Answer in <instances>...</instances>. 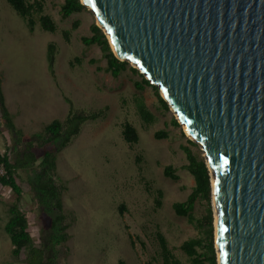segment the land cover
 <instances>
[{
	"label": "rangeland",
	"instance_id": "374dc122",
	"mask_svg": "<svg viewBox=\"0 0 264 264\" xmlns=\"http://www.w3.org/2000/svg\"><path fill=\"white\" fill-rule=\"evenodd\" d=\"M62 2H44L43 14L57 26L56 32L50 33L41 29L38 15L33 17L35 25L30 32L25 19L0 0L1 91L15 127L31 136L53 120H64L69 112L103 111L101 118L86 121L56 157V182L67 188L62 193V208L70 225L68 241L55 249V262L161 264L159 233L178 264H190L180 246L203 236L205 223L199 222L206 215V205L196 201L191 220L176 216L172 208L185 201L194 186L183 169L186 160L181 147L188 146L189 139L181 126L172 125L174 115L161 108L150 87L135 89L133 83L140 80L137 75L126 70L113 78L104 71L99 48L81 41L90 36L93 15L83 11L62 19ZM75 22L77 28L71 30ZM63 31L69 32L68 43ZM49 44L55 47L53 75L47 60ZM140 102L153 119L149 124L139 116ZM125 123L137 131V143L124 141ZM160 131L167 136L154 138ZM5 137L4 132L0 134V153L8 143ZM165 166L175 170L177 181L163 175ZM29 174L20 176L24 180ZM11 197L10 190L0 186V264H23L24 256L19 261L11 255L5 232ZM21 202L24 208H31L29 196L23 195ZM30 225L38 242L41 224L35 215L30 217Z\"/></svg>",
	"mask_w": 264,
	"mask_h": 264
},
{
	"label": "water",
	"instance_id": "95a60500",
	"mask_svg": "<svg viewBox=\"0 0 264 264\" xmlns=\"http://www.w3.org/2000/svg\"><path fill=\"white\" fill-rule=\"evenodd\" d=\"M80 2L202 152L217 264H264V0Z\"/></svg>",
	"mask_w": 264,
	"mask_h": 264
},
{
	"label": "trees",
	"instance_id": "16d2710c",
	"mask_svg": "<svg viewBox=\"0 0 264 264\" xmlns=\"http://www.w3.org/2000/svg\"><path fill=\"white\" fill-rule=\"evenodd\" d=\"M5 1L18 16L25 19L30 32L33 31L35 25L33 17L36 15H38V22L43 31L56 32V23L50 16L43 14L46 0ZM83 11L88 10L80 0H63L59 10L62 19ZM77 25V22L73 23L71 30H75ZM89 30L90 36L83 37L81 41L85 46L94 45L99 48L101 58L106 64L104 71L113 78H117L126 70L131 71L140 78L139 81L133 83L135 89L142 90L144 87H150L161 108L169 111L158 89L152 86L128 62L121 61L114 55L105 34L95 22L90 25ZM62 37L66 43L69 42L68 31H63ZM54 53V45L49 44L47 60L52 75ZM93 62L90 61V63ZM97 70L99 69L97 68ZM137 109L141 120L146 124L151 123L153 119L142 102L138 104ZM102 116V110L90 114L69 112L64 120H53L44 126L41 132L26 136L20 129L15 127L4 104L0 80V134L4 132L8 142L5 144V151L0 153V169L5 173L0 175V186L12 193V199L7 204L8 220L5 225V232L9 236L12 246L11 255L14 259L21 261L22 256H24L23 264H56L55 249L68 241L67 230L70 225L67 217L63 214L62 208V193L67 188L65 185L56 182V157L80 133L81 127L86 121L95 120ZM171 123L173 126L179 127L173 116ZM166 136L167 134L163 131L154 133L156 139L165 138ZM122 137L128 144L138 142L137 131L129 123L122 126ZM187 145L181 147L186 160L183 169L192 177L194 186L185 201L176 202L172 205L173 212L176 216L191 220L194 204L200 200L206 205V215L199 222L200 225L205 223L203 236L198 239L184 241L180 249L189 258L190 264H217L213 241L209 171L198 146L190 140H187ZM23 172H30L24 180L20 176V173ZM163 175L172 181L179 179L171 166L163 168ZM23 195L29 196L30 209H26L21 205ZM122 208V206L119 207L120 214H122ZM32 215H35L41 224L38 229V242L34 241L30 230V217ZM157 240L162 259L161 264H178L168 249L165 238L158 233Z\"/></svg>",
	"mask_w": 264,
	"mask_h": 264
},
{
	"label": "bare ground",
	"instance_id": "6f19581e",
	"mask_svg": "<svg viewBox=\"0 0 264 264\" xmlns=\"http://www.w3.org/2000/svg\"><path fill=\"white\" fill-rule=\"evenodd\" d=\"M83 1V0H82ZM112 46V50H113V53H114V55L116 56V57H118V53L116 52V50L114 49V47H113V45H111ZM182 127V126H181ZM182 129H183V127H182ZM183 131H184V129H183ZM184 133H185V131H184ZM185 135H186V133H185ZM187 136V135H186ZM211 176H210V188H211V204H212V208L214 209V214H213V219H214V224H213V226H214V230L216 229V214H215V203H214V193H213V187H214V177H213V175L212 174H210Z\"/></svg>",
	"mask_w": 264,
	"mask_h": 264
},
{
	"label": "built area",
	"instance_id": "2783aa9c",
	"mask_svg": "<svg viewBox=\"0 0 264 264\" xmlns=\"http://www.w3.org/2000/svg\"><path fill=\"white\" fill-rule=\"evenodd\" d=\"M4 171L2 169H0V175H4Z\"/></svg>",
	"mask_w": 264,
	"mask_h": 264
}]
</instances>
